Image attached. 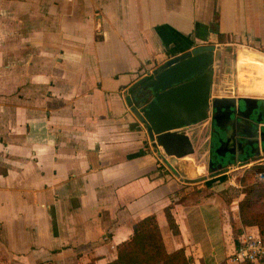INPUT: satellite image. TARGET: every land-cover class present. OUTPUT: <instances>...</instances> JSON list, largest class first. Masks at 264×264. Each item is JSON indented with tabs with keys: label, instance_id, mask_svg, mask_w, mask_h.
Returning a JSON list of instances; mask_svg holds the SVG:
<instances>
[{
	"label": "crops",
	"instance_id": "obj_1",
	"mask_svg": "<svg viewBox=\"0 0 264 264\" xmlns=\"http://www.w3.org/2000/svg\"><path fill=\"white\" fill-rule=\"evenodd\" d=\"M242 42L264 48V0H0V264H109L148 215L190 264H246L238 186L162 169L131 110L148 70Z\"/></svg>",
	"mask_w": 264,
	"mask_h": 264
},
{
	"label": "water",
	"instance_id": "obj_2",
	"mask_svg": "<svg viewBox=\"0 0 264 264\" xmlns=\"http://www.w3.org/2000/svg\"><path fill=\"white\" fill-rule=\"evenodd\" d=\"M217 49L202 44L167 59L152 70L132 99L131 110L145 128L155 150L160 149L168 164L184 179L202 177L204 168L187 158L195 153L188 131L208 125L205 164L219 169L260 155L264 131V53L246 48ZM231 49L226 70L234 74V90L220 93L216 87V62L222 50ZM258 61L254 65L253 63ZM253 62V63H252ZM255 82L256 86H253ZM260 109L259 119H254ZM225 148V154L219 153ZM220 160V157H224ZM216 167V168H213Z\"/></svg>",
	"mask_w": 264,
	"mask_h": 264
},
{
	"label": "trees",
	"instance_id": "obj_3",
	"mask_svg": "<svg viewBox=\"0 0 264 264\" xmlns=\"http://www.w3.org/2000/svg\"><path fill=\"white\" fill-rule=\"evenodd\" d=\"M218 39L225 42L223 35L219 34ZM257 172L264 173L263 164L249 166L240 178V189L237 193L240 192L242 197L238 201V217L243 227H256L257 232L264 234V181L254 177ZM240 233L241 229L238 235ZM241 263L254 264L250 261ZM109 264H190V262L181 249L166 251L155 217L148 215L134 223L131 238L117 248L116 259Z\"/></svg>",
	"mask_w": 264,
	"mask_h": 264
},
{
	"label": "rangeland",
	"instance_id": "obj_4",
	"mask_svg": "<svg viewBox=\"0 0 264 264\" xmlns=\"http://www.w3.org/2000/svg\"><path fill=\"white\" fill-rule=\"evenodd\" d=\"M246 48V49H249V50H257V51H262L260 49H264V48H257V47H253V46H250V44H246L244 42L242 43H239V45L237 46H233V50H235V48ZM227 48H230V47H227ZM228 52L231 51V49H227ZM262 53H264L262 51ZM227 71H229V69H227ZM254 98H257V99H263L264 98V89H263V93H261L260 95L259 94H254V95H250ZM207 124H210L208 122H206V124H200V125H196L194 127V130L195 131H199L200 129V132L204 133V137H205V144H204V153L202 152V155L199 157V160H198V163H196L200 168H204L203 167V164L206 165L205 166V173L202 177H198V178H193V179H184V178H181L174 170L173 168L168 164V162L166 161V159H163V157H161L162 159V164L161 165V168L164 169V165L167 166V169H169L171 171V173H174L176 174V176L179 178H181L183 181H187V182H203V180H206V179H212V180H209L211 182H214L215 180L219 179L218 183H221V182H226V184H228V182H231L233 185L232 186H235L237 185L238 188H234V187H231L229 186L230 188H233L232 189V192L231 194L232 195H235L237 193V190L240 189V178L244 172V170L246 168H248L249 166L251 165H256V164H263L264 165V152H261L260 155H257V156H254L248 160H245V161H241L239 164L238 163H234V164H231L229 166H223L220 170H209L208 167H207V164H205V158H206V150H207V137H208V125ZM191 135L195 134L193 131L189 130L188 131ZM151 142V140H149ZM150 146H152V142L150 143ZM146 147H148V145H146ZM162 156V155H161ZM259 172L255 173L254 174V177L256 178L257 174ZM220 178H223V180H221ZM198 183V184H200ZM197 184V185H198ZM226 190H229V188H227Z\"/></svg>",
	"mask_w": 264,
	"mask_h": 264
},
{
	"label": "built area",
	"instance_id": "obj_5",
	"mask_svg": "<svg viewBox=\"0 0 264 264\" xmlns=\"http://www.w3.org/2000/svg\"><path fill=\"white\" fill-rule=\"evenodd\" d=\"M147 73H151V70H148ZM256 178L264 181V173L259 172ZM230 257L235 262L250 261L257 263L260 261L264 258V234L242 229Z\"/></svg>",
	"mask_w": 264,
	"mask_h": 264
},
{
	"label": "bare ground",
	"instance_id": "obj_6",
	"mask_svg": "<svg viewBox=\"0 0 264 264\" xmlns=\"http://www.w3.org/2000/svg\"><path fill=\"white\" fill-rule=\"evenodd\" d=\"M232 53L225 51L224 49L221 51L220 57L216 62V79H217V83H216V87L218 88V91L220 93H231L234 90V72H233V68L232 71H227L226 70V66L228 65L229 62V58L232 59ZM258 61H255L253 64L257 65ZM254 85L256 86L255 82H252ZM189 133V132H188ZM189 135H191L189 133Z\"/></svg>",
	"mask_w": 264,
	"mask_h": 264
},
{
	"label": "flooded vegetation",
	"instance_id": "obj_7",
	"mask_svg": "<svg viewBox=\"0 0 264 264\" xmlns=\"http://www.w3.org/2000/svg\"><path fill=\"white\" fill-rule=\"evenodd\" d=\"M259 114H260V109L258 108L256 111H255V115H254V119H259ZM259 130H262V131H264V124H260L259 123ZM260 142H259V144H260V154H261V152H264V138H260V140H259ZM219 153L220 154H222V156L226 153L225 152V148H222V149H220V151H219ZM223 158H225V156L224 157H220V160H222ZM252 158V157H251ZM241 161H238V162H236V163H240ZM232 164V163H231ZM231 164H228V166L229 165H231ZM213 168H216V167H213ZM209 169V168H208ZM221 168H219V169H215V170H220ZM209 170H212V169H209ZM214 170V169H213Z\"/></svg>",
	"mask_w": 264,
	"mask_h": 264
}]
</instances>
